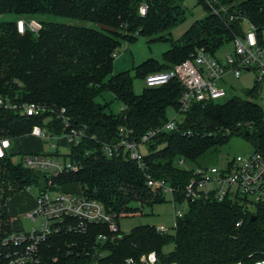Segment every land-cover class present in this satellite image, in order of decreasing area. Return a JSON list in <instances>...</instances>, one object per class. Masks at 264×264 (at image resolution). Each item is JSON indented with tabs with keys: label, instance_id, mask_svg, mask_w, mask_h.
<instances>
[{
	"label": "trees",
	"instance_id": "1",
	"mask_svg": "<svg viewBox=\"0 0 264 264\" xmlns=\"http://www.w3.org/2000/svg\"><path fill=\"white\" fill-rule=\"evenodd\" d=\"M144 4L148 10L141 15ZM198 4L208 14L175 40L171 31L187 19L185 0H0V98L45 109L40 115L28 116L22 110L0 108V138L38 139L30 135L34 126L53 136L62 135L67 129L59 114L65 109L71 125L85 129V137L68 154H55L74 162L78 169L53 176L54 185L61 189L78 183L83 195L120 218L143 213L144 205L168 201L148 186V175L182 190L191 176L189 169L180 166L182 159L193 166L233 137L245 138L264 155V111L250 99L258 92V83L245 97L193 101L181 112L185 87L178 79L146 86L141 94L134 91V77L145 80L149 74L167 71L199 49L218 57L223 47L244 35L245 20L257 28L259 42L264 43V0H211V5L198 0ZM37 14L74 18L101 29L44 21L39 22L38 32L27 28L20 33L18 20L29 21ZM8 15L15 19H3ZM231 15H235L232 20ZM139 37L170 41L171 48L161 61L149 58L136 66L134 76L130 71L114 73L123 44ZM105 92L123 104L121 112L114 113L110 103L97 101ZM169 109L178 113L177 128L162 131L145 144L143 168L125 147L115 148L122 128L132 131L129 139L141 141L169 121ZM107 145L114 149L111 156ZM11 156L0 158V264H8L10 249L3 240L14 232L9 199L28 186L42 187L49 174L14 162ZM176 196L181 202L182 197ZM244 209L237 201L203 197L190 201L185 216L166 232L150 224L128 234L120 226L118 233H112L108 224H90L85 232H77L69 230L75 223L69 220L66 224L70 225L40 244L38 262L27 264H127L128 258L139 261L152 252L158 264H255L264 257V209H256L253 222ZM241 220L243 224L237 227ZM100 234L108 239L100 241Z\"/></svg>",
	"mask_w": 264,
	"mask_h": 264
},
{
	"label": "built area",
	"instance_id": "2",
	"mask_svg": "<svg viewBox=\"0 0 264 264\" xmlns=\"http://www.w3.org/2000/svg\"><path fill=\"white\" fill-rule=\"evenodd\" d=\"M204 1L211 5V0ZM147 10L148 5H142L140 14L145 15ZM214 12L219 14L216 8ZM233 18L235 15L230 16L231 20ZM245 22L247 28L244 29V35L235 37L233 41V52L228 51L223 57H213L204 49H199L190 58L173 68L146 76V86L157 87L172 79H178L185 87L179 112L186 111L193 101L209 102L226 97L227 91L218 84V81L229 72L236 78H240L244 70H257L258 92H260L264 85V62L262 61L264 43L259 42L257 28L252 23L246 20ZM17 27L20 33H24L27 28L34 32L42 28L41 24L34 20H18ZM0 108L22 110V113L28 116H37L45 112V109L39 105L33 103L18 105L9 98H0ZM59 117L64 120V126L67 129L62 135L53 136L40 126H34L30 135L38 139L49 136L59 138L61 141L64 140L69 147L80 143L85 137V129L72 126L65 109L60 111ZM177 118L178 113H175L165 125L149 131L141 141L129 139L132 131L127 132L122 128V138L115 148L125 147L131 152V158L143 168L144 161L140 147L162 131L175 130ZM12 141L7 137L0 138V158L11 155ZM53 146L55 147L54 144ZM105 150L110 156L114 151L109 145L105 147ZM55 154H26L22 155L21 160L18 161L29 169H38L49 174L42 187L35 186L38 189L35 206L27 212V217L33 222L40 220V226L29 231L15 230L3 240V245L10 249L7 255L8 264L37 263L40 244L46 241L51 234L60 232L62 227L70 225L66 224L69 220L75 222L69 230L74 229L77 232H85L90 224H108L112 233L119 231L117 221L120 217L107 211L101 202L82 193L78 196L63 191L54 185L53 176L57 177L62 173L78 169L74 162L61 160ZM179 164L191 171L190 180L182 190L169 185L165 180L147 176L148 186L157 189L167 197L173 207L172 227H176L177 221L185 216L190 201L203 197H212L218 202L226 199L237 201L245 207V214L251 213V216L256 215L258 207L264 209V155L260 152L254 150L250 155H239L228 160L225 167L191 166L184 159L180 160ZM31 187L28 186L25 191L29 192ZM176 193L182 197L181 202L178 201ZM242 224L241 220L236 223V226L240 227ZM156 229L159 232H166L169 228L160 225ZM98 239L106 241L108 237L100 234ZM126 262L127 264H158V259L156 253L152 252L143 255L139 261L128 258ZM255 264H264V257L258 259Z\"/></svg>",
	"mask_w": 264,
	"mask_h": 264
},
{
	"label": "rangeland",
	"instance_id": "3",
	"mask_svg": "<svg viewBox=\"0 0 264 264\" xmlns=\"http://www.w3.org/2000/svg\"><path fill=\"white\" fill-rule=\"evenodd\" d=\"M185 5L187 9V19L171 31L172 37L175 40H178L198 18L208 14V12L204 10V7L198 4V0H185ZM32 17L30 20L37 22L48 21L64 23L68 25L90 26L101 29L99 25L69 17L51 14H37ZM3 19L14 20L15 16L8 15L4 16ZM25 19L29 20L28 17H25ZM245 28H247L246 25ZM170 48V41H150V38L148 37H139L135 42L131 43L125 42L119 50V54L115 58L114 73L130 71L134 76L136 66L140 65L149 58H155L161 61L163 59V53ZM233 48L234 46L232 43L226 45L220 50L218 56L224 55V53L227 51L230 52L233 50ZM262 61L264 62V55L262 56ZM257 72L258 71L254 69L250 71L244 70L242 71L240 78H236L231 72L227 73L220 81H218V84L227 91V96L218 99V101L223 102L234 96L245 97L247 91L252 89L257 83ZM144 88H146L145 80L140 77H134L135 93L141 94ZM257 90H259V87ZM250 99L260 104L264 111V85H262V90L257 92L255 96ZM97 101L101 103H110L111 110L114 113L121 112L123 108V104L119 100H116L109 92L103 93L102 96L97 99ZM168 115L170 118H172L174 111L169 109ZM147 149V145H142L139 150L142 154H146L148 151ZM57 151L62 155H66L69 153L70 147L65 143L64 140L61 141L59 138L49 136L39 140L29 136V138L22 137L14 139L12 141L10 154H12L11 157L13 161L18 162L21 160L23 155L22 152L55 154ZM253 151V146L245 138L233 137L228 144L208 152L203 157L198 159L196 162L197 164L192 163V165L197 166L198 164H201L206 166L225 167L228 163V160H232L239 155H250ZM58 158L62 160L61 157ZM61 189L65 191L70 190V192L78 196L82 192V187L78 183L63 186ZM37 194V187L32 186L29 192H19L9 199L10 201L8 202L10 203V210L13 213L12 226L14 231L15 229L29 231L34 227L37 228L40 226L39 219L33 222L27 217L26 213L28 209H32L34 206ZM141 211H143V213L138 212L135 215L121 217L119 219V226L123 233L128 234L135 227L146 224L156 226L164 225L167 228L172 227L173 207L168 201L165 203H158L153 206L144 205ZM169 248H172V246Z\"/></svg>",
	"mask_w": 264,
	"mask_h": 264
},
{
	"label": "crops",
	"instance_id": "4",
	"mask_svg": "<svg viewBox=\"0 0 264 264\" xmlns=\"http://www.w3.org/2000/svg\"><path fill=\"white\" fill-rule=\"evenodd\" d=\"M226 53V52H225ZM227 53H228V51H227ZM224 55H222V56H220V57H223ZM10 201V200H9ZM8 205H9V210H10V203L8 202ZM34 206H35V203H34ZM33 206V207H34ZM32 207V208H33ZM31 210V208L30 209H28L27 211H26V213L28 212V211H30ZM10 215H11V220L13 219V217H12V215H13V213L11 212V210H10ZM16 230V229H15ZM18 230H20V229H18Z\"/></svg>",
	"mask_w": 264,
	"mask_h": 264
},
{
	"label": "water",
	"instance_id": "5",
	"mask_svg": "<svg viewBox=\"0 0 264 264\" xmlns=\"http://www.w3.org/2000/svg\"><path fill=\"white\" fill-rule=\"evenodd\" d=\"M247 71H249V69H247ZM249 133H250V132L247 131L246 135H248ZM255 220H257V216H256V215H252V216H251V222H253V221H255Z\"/></svg>",
	"mask_w": 264,
	"mask_h": 264
}]
</instances>
